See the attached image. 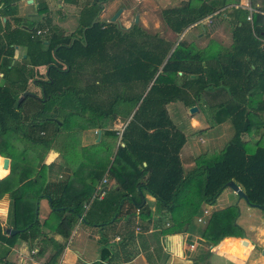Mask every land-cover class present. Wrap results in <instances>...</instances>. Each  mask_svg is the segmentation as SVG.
Wrapping results in <instances>:
<instances>
[{"label": "trees", "instance_id": "1", "mask_svg": "<svg viewBox=\"0 0 264 264\" xmlns=\"http://www.w3.org/2000/svg\"><path fill=\"white\" fill-rule=\"evenodd\" d=\"M17 1L0 0V199L11 194L12 228L19 232L5 236L0 222V245L7 246L0 258L17 239L41 237L42 246L51 244L54 250L46 264H55L75 226L87 223L83 206L105 174L126 192L137 190L138 201L130 200L137 208L144 193L153 197L156 210L171 216L166 235L188 231L203 206L215 205L230 182L245 193L249 207L264 212V0H249L257 11L253 24L248 10L227 8L228 0H202L199 7L187 0L163 9L164 23L176 35L208 17L228 19L232 46L223 49L211 42L202 50L186 40L151 35L137 24L123 31L98 20L97 3L108 0L82 7L78 27L69 34L50 18L40 24L24 18L2 22ZM18 49L23 51L20 61L14 59ZM29 83L41 97L19 102ZM200 102L213 111L216 124L230 122L233 136L219 154L201 155L185 172L180 154L187 137L167 106L190 109ZM118 119L125 122L120 136L109 129ZM50 125L53 134H48ZM87 129L102 130V137L81 147ZM59 136L67 139L61 153L72 176L45 185L49 166L42 163ZM1 157L10 160L9 175ZM42 199L48 200L51 214L40 223ZM235 212L230 207L211 215L201 233L208 245L244 236L233 224ZM41 226L63 242L42 233ZM234 241L222 243L237 245L239 240Z\"/></svg>", "mask_w": 264, "mask_h": 264}, {"label": "crops", "instance_id": "2", "mask_svg": "<svg viewBox=\"0 0 264 264\" xmlns=\"http://www.w3.org/2000/svg\"><path fill=\"white\" fill-rule=\"evenodd\" d=\"M120 1L124 3V0H119V3ZM144 1V4L139 5L140 8L139 12H136V17L145 21V18H154L156 7L158 4L163 5L161 2L164 0H156V2L154 0ZM182 1L187 0H178V6ZM189 1L191 7H199L202 3V0ZM228 1L229 4L227 8L240 7L246 10H253L249 0ZM94 2L95 0H55L54 4H51V0H33L31 3H29V0H18L12 4L11 15L2 16L1 18L2 22H5L6 18H10L11 21L12 18H24L36 24H40L44 18H50L52 25L64 27L67 21H59L56 18L60 17L52 13V6L55 5L56 11L58 12L57 14L61 13V18H70L68 22L74 24V28L76 29L78 27V18L82 7L92 5ZM117 2L118 0H108L106 2L97 3L101 6V11L97 19L108 18L106 22L109 23L116 10H118L116 7L120 5L115 6ZM135 2L142 3L143 1L135 0ZM1 7L2 5L0 8ZM137 7L138 6L126 7V5H124L118 18H129L130 16L128 15H131L132 11ZM253 11L256 12L253 15L255 20L257 11ZM73 18H76V21H73ZM253 21L251 22L252 24ZM127 24L125 27H122L121 23L122 28L119 24L118 26L121 30L127 31L136 23L134 22L130 28H127ZM168 30L171 32L172 36L176 37V40H172V42L187 40L188 42L194 43L199 50L207 48L211 42L218 44L223 49H229L233 43L232 25L225 16L222 18L208 17L184 30L181 35H176L169 28ZM43 32L45 33L46 31L43 30ZM159 37L169 41L165 37ZM22 52V50L18 49L15 53L22 54ZM173 104L167 106L169 115L170 107ZM178 108L179 106H176L175 110ZM119 120L122 119L115 121L109 126V129L119 132L120 130L117 128L119 126L117 125ZM122 129L120 132H122ZM91 130L93 129H89L88 131ZM94 131L97 136L98 132L101 131L100 141L102 130ZM83 133H85V131H83ZM120 135L121 133L119 136ZM99 141H97L96 137L93 144ZM118 144L119 140L116 142V148ZM89 146H91L89 143L81 144V147ZM59 156V152L53 149L46 154L43 160L42 164L49 166L47 167V174L44 180L45 185L59 183L72 176L71 171H69L67 167V163L62 157L59 158ZM193 167L194 166L191 168L190 166L191 169H193ZM9 173L10 172H8V175ZM51 173H57L58 175L52 178L53 175L51 176ZM128 191L126 192L124 187H122L114 177L105 174L97 187V193L83 206V214L85 215L87 223L80 221L75 226L69 240L66 242L63 252L57 258L55 264H93L95 262L102 264H247L249 261L250 252L253 250V241L248 239L247 236L246 241H248L247 246H249V250L247 246L243 245L242 238L235 237L224 238L218 245L212 247L206 244L205 240L201 237V231H199L194 224L186 232L174 235L163 234V232L172 225L170 214L166 211L156 210L155 199L147 193H144L143 205L137 208L135 204L130 201L132 198L138 201L137 190L132 188L131 190L128 189ZM230 191L229 188H226L222 192L226 193V197L220 200V195L215 205L203 206L201 215L196 219L197 222L198 219H206L208 215L210 217L214 214L215 212L213 209L217 206L218 202L222 201V204H228L226 206L227 208L229 205V208L232 207L231 205L234 204V201L230 198ZM77 193L78 190L76 194ZM127 193L128 197L122 198L123 194ZM231 194L236 196L233 191H231ZM11 197V194H6L0 199V222L3 232L5 228L14 230L10 218ZM43 203L46 204L45 209L49 212L48 214L46 213L47 217L39 218L40 223H43V221L48 218V215L51 214L48 200H42V204ZM239 203L240 202H237L236 206H238ZM226 207L222 206L220 210H224ZM137 209H139L138 215L136 214ZM55 225L56 224H54V226ZM137 228H140V231H137ZM263 228L264 227L261 226L256 228V230H258V236L264 239ZM252 229H254V227ZM41 230L42 233H47L48 236L53 237L56 241L63 242L60 236L48 233L49 231L47 228L41 226ZM5 236L8 237L6 234ZM263 239L261 240L263 241ZM225 240H232L233 243L235 242L234 240L239 241H237V245L230 246L228 243H222ZM187 241H189L188 244ZM3 246L6 245H0V251L3 250ZM53 253L54 250L51 244L42 246L41 237L35 241L30 239L25 241L19 238L13 247L9 249L4 259L1 253L0 264H3L5 261H9L13 264H46ZM206 255H208L207 259H205ZM258 262H260V264L264 263L261 261ZM252 263H254V261Z\"/></svg>", "mask_w": 264, "mask_h": 264}, {"label": "rangeland", "instance_id": "3", "mask_svg": "<svg viewBox=\"0 0 264 264\" xmlns=\"http://www.w3.org/2000/svg\"><path fill=\"white\" fill-rule=\"evenodd\" d=\"M54 1L55 0H51V4H54ZM142 1H143L142 3L141 2L137 3L135 2V0H124V3H125L124 4L122 3V1H120L119 3V0H118L115 6H118L119 4L120 5L116 7L118 8V10H116L115 14L119 10H122V7L124 5H126V7L127 6H138V7L132 11L131 15H128L130 16L129 18H117L115 24L117 25L119 24V26L121 27V23H122V27H125L126 24L128 23L127 28H130L134 24L135 19L137 18L136 12H139V8H140L139 5L145 3L144 0ZM154 1L156 2V0ZM161 3L163 5L158 4V6L155 9L156 11L154 12V18H145V21L142 20L141 18H137L138 22L136 24L139 25L142 29H144L147 33L151 35L156 34L158 36L165 37L170 42H172V40L173 41L176 40V37L172 36L171 32H169L167 26L164 23L161 12L165 8H173V7L178 6V0H164ZM52 13L60 17V18H56L59 21L61 22L67 21L66 26L57 27L60 31H62V33L69 34L75 30L74 24H72L71 22H68L70 18H61V13L57 14L58 12L56 11L55 5L52 6ZM99 19L105 20V21L108 20V18H99ZM73 21H76V18H73ZM20 55L21 54L19 53H15L14 59H16L17 61H20L21 59ZM41 72L44 73L45 72L44 69H42ZM28 88H29L30 93L36 94L38 97H41V92L39 88L31 85V83L28 84ZM21 96L22 95H20L18 100L21 98ZM176 106H179V108L175 110ZM204 106L205 105L202 102L197 104V106H195L197 108V111L194 114H191L188 108H185L183 105H179L178 103H175L171 105L170 107V115H171V119L173 123L180 130H182L185 136L187 137V142L181 151L182 163H183L185 172H188V170H190L192 166L195 165L196 160L201 155L206 156V154H208L211 156V154H214V155L219 154L233 136V128L230 122L226 121L221 124H216L215 119H213L214 117L212 114L213 111H211L207 106L205 107ZM59 120L62 121L60 118ZM58 124H60V122ZM117 125H119L117 127L118 130L121 131V129L125 125V122L123 120H119V122H117ZM51 127L52 125L48 127V134H53L52 133L53 130H51ZM88 130L89 129L85 130V133H83L80 136V140H79L80 146L81 144H87V143L92 145L93 141L96 139L97 137L96 132L94 130H91V131H88ZM256 139L257 137L254 138V140ZM66 140L67 139L64 138V136H59L56 139V142L53 144L54 149L57 150L60 154L59 158L62 157L63 160L64 158H63V154L61 153L62 152L61 150ZM243 140L248 141L249 137L245 135L243 136ZM8 172H10V166H9ZM56 175L58 174L51 173L52 178ZM225 194L226 193H222L219 199L221 200L225 198L226 197ZM229 195H230V198H232L234 201V204H232L231 206L234 207L236 210L235 214H233L232 216L233 224L238 226V228L243 232L244 236H247L248 239H251L253 241V250L250 252V258L247 264H260V262L258 261L264 262V256H263L264 239L263 237L258 236V230H256V228L261 227V226L264 227V212L256 208L249 207L243 200H239L238 197L231 194V191L229 192ZM42 200L39 202V207H38V218L40 219L42 217H47L46 213L48 214L49 212V211L47 212V209H45L46 204L45 203L42 204ZM221 202H218L217 206L214 207L213 209L214 212L223 211V210H220V208L222 206L226 207L228 205V204L227 205L222 204ZM237 202H240L238 206H236ZM210 217L208 215L206 219L205 218L203 219L202 223H198L196 220L197 218H195L194 226H197L198 230L201 231V233L202 231L204 232L208 225L207 223L211 221ZM227 217H229V215ZM170 221L172 223L171 218H170ZM219 222H222V221H218L217 223ZM218 226H221V225H218ZM253 227L254 229H252ZM235 230H237V228H235ZM261 239H263V241ZM188 243L189 241H187V244ZM206 244L208 243L206 242ZM253 261L254 263H252Z\"/></svg>", "mask_w": 264, "mask_h": 264}, {"label": "water", "instance_id": "4", "mask_svg": "<svg viewBox=\"0 0 264 264\" xmlns=\"http://www.w3.org/2000/svg\"><path fill=\"white\" fill-rule=\"evenodd\" d=\"M33 0H29V3H31ZM121 13V10H119L111 19H110V22L109 23H115L118 16L120 15ZM138 22V19L136 18L135 19V23ZM27 96H31V97H34V94L33 93H30V92H24L21 96V98L18 100L19 102H21L25 97ZM197 111V108L196 107H192L189 109V112L191 114H194L195 112ZM100 134H101V131L98 132V136H97V141H99V138H100ZM9 166H10V160L8 158H3V168L4 169H9ZM227 188H229L231 191H233L236 196L238 197L239 200H243L246 204H248V199L245 195V193L240 189L239 186H237L235 183L233 182H230L228 183L227 185ZM4 232L6 235L8 236H13V235H16L19 231L18 230H12L10 228H5L4 229ZM243 241V245H247V241H246V236H243L242 237ZM263 256H264V252H263Z\"/></svg>", "mask_w": 264, "mask_h": 264}, {"label": "built area", "instance_id": "5", "mask_svg": "<svg viewBox=\"0 0 264 264\" xmlns=\"http://www.w3.org/2000/svg\"><path fill=\"white\" fill-rule=\"evenodd\" d=\"M249 11V15H248V17H247V20L248 21H250V22H252L253 20H254V14L256 13V12H254L253 10H251V9H249L248 10ZM38 33H40V32H38ZM206 213V212H205ZM136 214L138 215L139 214V209H137L136 210ZM203 221V219H198V222L200 223V222H202ZM137 231H140V228H137Z\"/></svg>", "mask_w": 264, "mask_h": 264}, {"label": "bare ground", "instance_id": "6", "mask_svg": "<svg viewBox=\"0 0 264 264\" xmlns=\"http://www.w3.org/2000/svg\"><path fill=\"white\" fill-rule=\"evenodd\" d=\"M4 170H7V169H4Z\"/></svg>", "mask_w": 264, "mask_h": 264}]
</instances>
